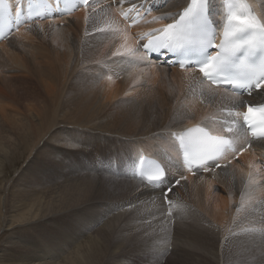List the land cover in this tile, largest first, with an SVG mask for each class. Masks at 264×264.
I'll return each mask as SVG.
<instances>
[{
    "label": "bare ground",
    "instance_id": "bare-ground-1",
    "mask_svg": "<svg viewBox=\"0 0 264 264\" xmlns=\"http://www.w3.org/2000/svg\"><path fill=\"white\" fill-rule=\"evenodd\" d=\"M94 1L95 0L91 1L88 7H90ZM187 1L188 0H169L166 6L167 12L160 15L157 19L155 18L150 26L147 25V28L145 27L147 30L145 29L143 33L175 21L177 19V13L186 7ZM248 1L264 22V6L260 4L263 0ZM134 2L138 1H121V5L113 9L111 14L108 9L107 12L104 10L96 12L91 15L88 20L78 21V24L75 23L76 25L74 24L75 26L67 31L60 29V35L62 34L65 36L64 38L66 40V35L62 32L68 34L67 36L69 37V33L74 31L71 35L76 38L77 35L80 36V34L84 32L85 25L83 24L88 21L87 30L91 31L93 24L95 23L97 25L98 23L99 26L97 29L99 32L101 31L100 34H97L98 38L91 40L88 44H95L94 46H96V44L98 45L102 40L99 38V35L101 37L102 34H110L109 39L104 38L107 40V42L105 41L106 44H109V42L112 39L114 40V37H118L117 35L121 32L122 34L118 38L122 42V51H119L123 52L125 55L127 52L139 50L136 42L138 33H136L133 38L128 33L129 28L127 24H124L123 21L119 19L120 11L127 6L133 5ZM211 3V10L218 9V0H211ZM147 4L150 3L148 2ZM86 8H78L75 13L81 10L83 12ZM153 9H155L154 5ZM153 14L154 12L150 16ZM83 17L82 15L80 19H83ZM71 18L72 17L69 16L61 19L63 22L69 24ZM151 18L154 19V16ZM58 20L60 19L54 18L52 21L34 23L25 27L30 26L31 29H34V31L38 33L39 31L47 33L55 27L56 24L53 22ZM36 24L41 26V30L37 28ZM143 24H146V21L143 22L142 25ZM25 27H22V30L19 29L18 32L19 35L21 34L22 37L24 36V38L28 39V31L26 32ZM12 34L16 35V33ZM11 35L0 42V63L2 64V68L8 67L9 64L10 66L14 65L21 67V69L23 68L20 77H18L21 78L23 82H17L16 84V86L19 85V88L32 87L33 89V87H41L44 89L45 98L43 101V109L40 112L36 110L43 115V122L41 121V125H44V128L40 126V129H42L41 131L39 129L38 133H40L41 136L43 135L45 139L47 137L49 141L57 140L56 131H52L58 126L59 119H61L60 116L63 113L67 114L63 110L68 108V115H74L70 121L75 127L79 128V126H81L84 130L94 131L99 136L95 140V143L90 145L92 149L91 154L106 152L109 147L106 145L107 143L112 144L113 146H111V148H113L114 152H117L116 155L113 156L114 166H112L108 158L104 160L105 165H100L98 158H96L97 164L95 166L89 165V173V170L82 166V164H84L82 157L84 155H89L90 152H84L76 156L75 160L78 163V169L73 166L62 167L58 165L59 162L53 157V152L49 151V149L52 150L50 147L51 145L45 144L46 148L45 150L43 149L44 152L41 158L43 166L40 167L39 165L38 167L42 179L40 180L42 183L41 188L34 184L35 182L32 183V181H29L27 184L29 187L28 191H36L34 189L40 188V190L37 191L39 193H44L40 198H32V200L28 202L29 204L23 203L19 205L24 211V213H20L19 220L21 223H24L38 218V223L41 224L45 222L48 228L44 236L31 231V234H27L25 237H17L16 239L18 241L7 243L6 247H8V249L6 252L2 251L5 255H8L3 257V254L2 258H0V264H4L6 261L12 262L13 264L15 261H17L15 264H125V262H127V257H130L129 260H131L132 258H136L135 255H144L146 253V255H148L147 258L150 259L153 256L152 258L157 261L160 255L164 256L165 254H170V251H173V255H177V258H179L177 263L179 262L180 264H264V173L258 165L260 164L259 158L264 161V140L250 141L244 128L240 126V118L234 116L232 113L224 114L225 110L242 111L247 102L252 104L264 103V91L260 93L255 92L249 99L235 96L224 89H217L209 86L194 70L187 69L180 71L175 68L176 82L179 86V90L177 89V91L180 96H173L172 99L167 96L163 103L160 101L161 103L158 104V108H156V106H150L145 110L143 109L146 113L142 114L141 121L136 123L130 121V123L125 118H115L112 112L110 114L106 112L99 119H96L97 112H95V119H93L94 117L91 114L93 118L87 119L84 114L88 113V111L84 109L86 113L83 115L78 113L77 100L79 98L78 96H72L73 90L71 91L67 86V83L70 81V75L68 74V77L67 75H61L58 71H55L49 66V68L44 69V71H40L41 69H35L34 66L27 65L22 60L26 57H18L11 50L12 46L10 45V47L6 44L7 41L10 40ZM31 35L30 38H32ZM34 35L35 34H33V36ZM72 43L69 45L67 43V45L65 44V57L67 54L74 55V60L78 64H82L85 61L84 57L91 51L89 48L80 50V47L74 46L76 40L75 43H73L74 45ZM28 44L30 46L31 42L29 43L28 41ZM25 45L22 46V49H24L23 47L29 48ZM75 48H79L76 53L73 52L76 51L74 50ZM22 49L19 48V50ZM112 50H115L114 52L117 54L118 50ZM138 52H140V50ZM55 54L57 55V53ZM56 55L55 57L53 55V58H56ZM76 55L78 56L77 60L75 58ZM139 56H141V61H139V63L142 65L147 64L150 67L151 63L155 61L152 60L147 62L146 54L140 53ZM134 58L132 57V59ZM68 59L67 56L66 60ZM136 60L137 59L133 61ZM53 61H55V59H53ZM57 64L58 63H56V65ZM159 66L161 65L153 64L152 67ZM162 70L164 72L166 71L165 68H162ZM142 72H144V70ZM141 74H130L129 77H124L122 80H127V82H123L122 85L125 84L128 86L131 81H139L140 83L143 80L139 77ZM1 77L0 87H4V85L11 87L10 84L5 82L7 80H3ZM114 78H116V75L110 77L105 83L108 84L106 85V88H108L107 90L113 92V96L109 100L118 102L121 96L122 98L127 96L126 93L128 92V88L125 87L122 89L118 81H113ZM14 79L16 78L14 77ZM84 79L85 80L82 78L78 79V77L74 79L72 81L73 89L77 85L78 88L81 89L84 82H92L91 79ZM93 81H95V79ZM1 90L6 91L5 88ZM66 90L68 93L65 97L68 95L67 98H70L71 101L64 102L63 97ZM1 94L2 93H0V96H4ZM174 101H177V104ZM181 102L183 104L188 102V111H193L195 115L191 116V118L186 116L182 118L183 120H180L178 113L183 110ZM206 103L208 107H205ZM211 103L212 105H209ZM149 105H152V103ZM154 111H156V114ZM64 114L63 116L68 118V115ZM38 115L39 114H37V117ZM32 118L35 119L34 116ZM29 119L25 118V121H23L22 126L24 130L19 131L21 134L24 132H26V135L27 133L30 135L33 134L34 125H32ZM237 121L239 123L236 130L232 133L224 132L225 127H230L232 123H237ZM196 125L208 128L213 134L231 137L236 146L237 153L242 151L241 158L238 157L240 160L235 161L236 155L226 154L223 161H221V168H217L214 164L206 167L207 170L204 168L193 174L186 172L179 162L180 154L176 143L172 140V135L174 133L182 134L185 130ZM36 127H38V125ZM75 131L77 130L75 129ZM15 132L18 133L16 129ZM126 137L127 139L130 138L127 144L123 141ZM100 138H104V143L106 144L98 143L101 140ZM18 139H20V137ZM63 143L68 145L65 141ZM248 144L250 147L245 149ZM77 146V144L72 145V147L68 148V151H78L79 149H77ZM32 150L33 149H30V151ZM87 150L88 148L84 151ZM102 154L103 153L99 154V158H101ZM143 154L154 157L165 164L168 176L161 187L146 186L141 180L135 179L132 169L136 161H138ZM118 159L120 161L119 163ZM4 160L5 158L1 156L0 166L4 164ZM229 162L230 166H228ZM118 164L120 166L119 170L116 167ZM34 168H37V166L29 168V174L33 177V181H37V171ZM119 176L127 179L131 178V183L118 179ZM175 182H178L177 185H174ZM215 184H222L223 189L221 191L224 196L216 193L214 188ZM169 189H171V193L167 195L166 192ZM34 194L32 196L37 197V195L34 196ZM164 195H167L166 199H170L172 203H179L177 207L169 205L173 207V209L175 208V211L172 209L174 213L169 217L172 219L176 217L177 219L183 218L188 220V223H184V227H181V225L177 226V224L172 223L173 221L169 222L170 218L167 216V218H165V216L160 213L162 211L161 209H163L161 204L164 203L162 202ZM53 196L55 197L52 198ZM47 198L50 199L47 200ZM45 200L47 201L44 202ZM234 204L242 206V214L239 216L238 221L232 223V215L235 212L233 208ZM30 205H32V207L29 208L31 210L28 209ZM19 206L17 204V207ZM124 207L127 208V211L130 210V212H128L129 214L125 213V215H123L124 213H119L114 216L116 211L118 212V210ZM188 207H191L192 211H189ZM20 208L16 209L15 207L16 210H14L19 211ZM163 210L166 211L167 209L165 208ZM123 211L125 212V209ZM140 220L149 222L145 225L142 223L143 225L140 226ZM256 230H258V232H256ZM128 231L131 233L128 234ZM234 232L236 234H234ZM171 235L174 238H171ZM31 236L43 237V242L45 244L44 252H40L36 247L30 244ZM173 241H175L176 245ZM126 245L128 248H126ZM169 246L173 247V249H170ZM126 251L130 252L128 253ZM15 253L19 255H15ZM195 254L198 255L196 258L194 257ZM11 255H14L17 260L12 258ZM9 256L10 260L7 258ZM147 262L149 261L147 260ZM130 264H134V262Z\"/></svg>",
    "mask_w": 264,
    "mask_h": 264
},
{
    "label": "rangeland",
    "instance_id": "rangeland-1",
    "mask_svg": "<svg viewBox=\"0 0 264 264\" xmlns=\"http://www.w3.org/2000/svg\"><path fill=\"white\" fill-rule=\"evenodd\" d=\"M121 1H127V0H95L90 5V7L84 9L85 11L82 12V10H81V11H78L77 13H75L76 15L74 14L73 16H70V17H72L70 20V23H69L71 25V27L69 24H67V22H63V20L61 18H58L60 20L53 22L56 25L49 32L46 33L43 31H39V30H41V26L39 24H36L37 28L39 29L38 30L39 33L37 31H34V29H31L30 26H28V27H25V30H26V32L28 31L27 32V38L29 40L24 38V36L22 37L21 34L19 35V32H18V33H16V35L12 34L10 40L7 41L6 44L8 46H10V45L12 46L11 50L18 57H20V58L26 57L25 59H22V60L27 65L29 64V66H32V67L34 66L35 69H39V70L41 69L40 71H44V69L51 67L55 71H58L61 75H67V77H68V74H69L70 75V79H69L70 81L67 83V86L71 91L73 90L72 96H78V98H79L77 100V105H78V110H79L78 113L83 115L84 113H86V111H88V113L84 114L85 118L90 119V118L94 117L93 119H95V116L97 115L96 119H99L106 112H109V114L112 112V115L115 118L116 117L123 118V119L125 118L128 122L133 121L132 123H136V122H139L142 120V114L146 113V112H144V110L147 107L149 108L150 106H156V108H158L159 107L158 104L161 103L160 101H162V103H163L166 100L165 98H167V96L170 99H172L173 96H175V97L180 96L179 92L177 91L179 86L176 82L175 67H167L165 65H161L159 67H152L153 64H158L154 61H153L154 63H151V65H150L151 68L147 64H145V65L140 64L139 61H141V56H139V54L140 53L142 54V51L139 47L140 44L138 42H137V48L140 50V52H138L139 50H135L132 52H127V54L125 53V55H124L123 52H120V51H122V48H121L122 42L118 38L122 34L121 32H119V35H117L118 37H114V40L112 39L109 42V44H106V42H107L106 39L110 38V34H107V35L102 34L101 37L99 35V38H101L102 40L100 41V43L98 45L96 44V46H94L95 44H92V45L88 44L91 40L98 38L97 34H100V32H101V31L99 32L97 29L99 26L98 23H97V25L95 23L93 24L91 31L87 30L88 21L86 23H84L83 24V25H85L84 32H82V34L79 33L80 36L77 35L76 38L73 37V35H71L72 32H74V31L69 33V37L67 36L68 34H66L65 32H62L63 34L66 35L67 41L64 38L65 36H63L62 34H61L62 36L60 35L61 30L64 29L63 31H67V30L71 29L72 27H74L76 24L79 23L78 21L88 20V18L96 12H99L102 10L107 12V9H108L109 13L111 14L113 9H115L121 5L120 4ZM136 1H138V2H134V4L140 2L139 0H136ZM148 2L152 3L155 6L154 14L146 20V24L135 27L133 29H131V28L128 29V31H129L128 33L132 37L135 36L136 33L142 34L144 32V30L147 28V25L150 26V24L155 20V18L157 19L160 15H163V13L167 12L166 6L168 5L167 3H169V0H159L158 2L151 0ZM160 4L163 7L156 8V6L157 5L159 6ZM260 4H261V6H264V0ZM213 11H214V13H217L216 9L215 10L213 9ZM82 15L84 17H83V19H80V18H82ZM153 16H154V19L151 18ZM119 19H120V17H119ZM59 21H61V22H59ZM44 22H46V21H44ZM56 29H57V31H56ZM41 33H43V34H41ZM33 34H35L34 35L35 37L33 36ZM36 34L37 35L39 34V35L37 36ZM30 35L32 36V38H30ZM42 35H45V36H42ZM45 37H47V38H45ZM104 38H106V39H104ZM117 38H118V41H117ZM21 39H23V40H21ZM73 39H74V41H73ZM75 40H76V44L74 45L73 43H75ZM21 41H23V42H21ZM28 41H29V43L31 42L30 46L28 44ZM32 41H33V43H32ZM19 42H20V45H19ZM24 43L25 44L27 43V44L25 45ZM66 43L68 45L70 43H72L74 46L80 47V50L83 48H89V50L91 52L84 57L85 61L82 64H78L74 60V55H70V54L68 55L67 54L65 57L66 45H67ZM21 44H24L25 46H28L29 48L23 47L24 49H22V46H24V45H21ZM13 45L14 46L17 45V46L14 47ZM60 46H61V48H60ZM62 46H63V48H62ZM18 47L21 48L22 50H19ZM78 49L79 48H75L74 50H76V51H73V52L74 53L78 52ZM112 49L118 50L117 54L114 52L115 50H112ZM16 51H18V52H16ZM20 51H22V52L24 51L23 52L24 54ZM64 51H65V53H64ZM119 52H120V55H119ZM55 53H57V55ZM128 53H129V55H128ZM53 55H54V57L56 55V58H53ZM67 56L70 60L69 59L66 60ZM77 57L78 56L76 55L75 56L76 60L78 59ZM132 57L133 58L135 57V58L132 59ZM53 59H55V61L56 60L57 61L55 62V61H53ZM135 59H137V60L133 61ZM27 60L29 61V63ZM150 61H152V59L151 60L147 59V62H150ZM133 62H134V64H133ZM56 63H58V64L56 65ZM158 65H160V64H158ZM54 67H56V68H54ZM162 68H165L166 71L164 72L162 70ZM22 69L19 66H14V65L10 66V64L8 65V67L2 68V64L0 63V77L2 76L1 78L3 80H7L5 82L10 84V86H11V87H7L3 84L4 87L3 86L0 87V93H2L4 95V96H0V102H1L0 103V154H1L0 157L3 156V158H5L4 164H2L0 166V258H2L3 254H4L3 257H6L8 255L7 253H6L7 255H5V253H4L8 249V247H6L7 243H9L11 241L12 242L18 241L16 239L17 237H20V236L25 237L27 234H31V231H34V232L38 233L39 235L44 236V233L46 232V230L48 228V226L45 224V222L39 224L38 218L37 219L35 218L32 221L24 222V223H21L19 220L20 215L22 213H24L23 209L20 208L21 206H19V205H22L23 203L27 204L29 201L32 200V198L33 199L38 198V197L40 198L44 193V192L39 193L37 190H40L41 185H42V183L40 181V180H42L41 179V173H40L38 167H39V165H40V167L43 166V161L41 158L43 156L42 153L44 152V150L46 148L45 144L51 145L50 147L52 148V150H50L49 148L48 149H49V151L53 152V157H55L56 161L59 162V164L57 163L59 166H62V167L63 166H73L76 169H78L79 167L77 166L78 163L75 160V158L77 155H80L81 153L90 152L89 155H84L82 157V161L84 162V164H82V166L89 170L90 169L89 165L95 166L97 164L96 158H98L100 165H105L104 160L106 158H108L110 160L109 162H111L112 166H114L113 156L116 155V152H117V151L114 152L113 148H111V146H113L112 144H109V143L106 144V143H104L105 139L100 138L101 140L98 143L108 145L109 147H108L107 151L106 152L105 151L100 152V153H103L101 158H99L100 153L99 154H95V153L91 154L92 149H91L90 145H93L95 143V140L99 136L94 131L84 130L83 128H81V126H79V128L75 127L70 121L72 119V116H74V115L73 114L68 115V113H69L67 111L68 108L63 110L64 112L67 113V114H64V113L63 114L68 115V118L66 116H63V114H62L60 116L61 119H59L58 126L55 127L54 130L52 131V132L56 131L55 133H57V138H56L57 140L49 141L47 137L45 139V137L43 135L41 136V134L38 133V131L40 129V126H42L41 124L43 122V115H41L42 113H39V112L42 111V109H43V101L45 98L44 89L41 87H38V88L33 87V89L35 88L33 90L32 87H29V88L21 87V88H19V85L16 86L17 82H23V80L21 78H18V77H20V75L22 73L21 72ZM143 70H144V72H142ZM136 73L137 74H139V73L143 74V75L142 74L139 75V77L143 79L140 83H139V81H137L138 83L136 81H131L128 86L125 84L122 85L123 82L124 83L127 82V80H122L124 77H129L130 74L131 75H137ZM113 75H116V78H114L113 81L114 82L118 81L119 85L121 86L122 89H124L125 87L128 88V92L126 93L127 96L124 95L126 97H123V98L121 96L119 98L118 102L109 100L113 96V92L107 90L108 88H106V85H108V84L105 83V81H108V79L110 77H113ZM14 77L17 80L14 79ZM77 77H78V79L82 78L83 80H85L84 78H86V80L91 79L92 82H89V83L84 82L81 89L78 88V85L73 89V82L72 81L74 79H77ZM146 77L148 78L149 81L147 80ZM94 79H95V81H93ZM71 86H72V88H71ZM4 88L9 94L6 91L1 90V89L4 90ZM161 91H162V93H161ZM67 93H68V91L66 90L64 97H63L64 102L71 101L70 98H67L68 95H67V97H65ZM166 94H168V95H166ZM212 94H214V93H212ZM155 95H157V96H155ZM5 96H6V98H5ZM2 97H4V98H2ZM127 97H129V98H127ZM247 99H249V98H247ZM148 102H149V104L152 103V105H149ZM174 102L176 103L177 101H174ZM181 104L183 106V110H181L178 113L179 114L178 117L180 120L182 118H185L186 116L188 118H191V116L195 115V113L193 111H188V105H187L188 102H186V104H183L181 102ZM209 105H212V103ZM205 107H208L207 103L205 104ZM80 109H81V111H80ZM82 109H83V111H82ZM84 109H86V111ZM36 110L39 112H37ZM95 112H97L96 115H95ZM154 113L156 114V111H154ZM181 113H182V115H181ZM37 114H39L38 117H37ZM90 114L93 115V117ZM33 116L35 117V119L32 118ZM25 118H28V119L30 118L29 119L30 122L32 123V125H34V128H33L34 130L32 131L33 134H31V135L28 133L26 135V132H24L22 134H21V132H19V131L24 130L23 129L24 127L22 126V124H23V121H25ZM41 118H42V120H41ZM20 123H21V125H20ZM37 125L39 128L36 127ZM42 128H44V125L42 126ZM15 129L22 136L20 134H18L17 132H15ZM41 129H40V131H41ZM75 129L77 131H75ZM52 132H51V134H52ZM18 136L20 137V139H18L19 138ZM133 136H137V135H133ZM128 139L126 137L123 140L124 143H126V144L129 143L130 138H128ZM64 141L67 142L68 145L64 144L63 143ZM59 142H61V143H59ZM74 144L78 145L77 149H79V150L78 151H71V150L68 151V148L72 147V145H74ZM248 147H249V145L248 146L246 145V149H248ZM86 148H88V150L84 151ZM30 149H33V150L30 151ZM109 149H110V151H109ZM94 152H97V151H94ZM241 155L239 154L238 156H236L235 161H239L240 160L239 158H241L240 157ZM259 160H260V164H258V165H259L260 169L262 170V172L264 173V161H262L260 158H259ZM119 162L120 161L118 159V163ZM233 164H235V163H233ZM29 166L30 167L37 166V168H34L37 171V175H36L38 177L37 181H33V177L29 174V171H30ZM228 166H230V162H229ZM116 167L119 170V167H120L119 164L116 165ZM217 168H221V166L217 167ZM89 173H90V170H89ZM118 179L128 181L129 183H131V180H132L131 178H129V179L122 178V176H119ZM29 181H32V183L35 182L34 184H36L38 187L40 186V188L34 189L36 191H33V190L28 191L29 187L27 184L29 183ZM177 183L178 182H175L174 185H177ZM214 188H215L216 193L224 196V194L221 191L223 189L222 184H217V185L215 184ZM34 192H35V194H34ZM37 192H38V194H37ZM170 193H171V191L167 190L166 194L169 195ZM33 194H34V196L37 195V197H33L32 196ZM167 195H164V197H163L164 199H162V202H164L163 204H165V205L161 204V207L163 209L166 208L167 212L163 209H161L162 211L160 212L163 216H165V218L169 217L171 214L174 213L175 208L173 209V207L179 206L178 205L179 203L177 204L175 202L176 203L175 204V203H172V201H170V199H166ZM54 197L55 196H53L52 198H54ZM160 197H162V196H160ZM49 199L50 198H47V200H49ZM47 200H45L44 202H46ZM17 201H18V203H17ZM12 202H13V204H12ZM16 203L18 204L19 207H17ZM169 205H171L173 207H170ZM100 206H98V207H100ZM15 207H16V209L20 208V210L15 211L16 210ZM31 207H32V205H30L28 207V209ZM233 208H234L235 212L232 215V223H235L236 221H238L239 216H241V214H242V211H241L242 206L239 204H234ZM124 209H125V212L123 211ZM168 209H171V210H168ZM29 210H31V209H29ZM188 210L192 211L191 207H188ZM128 212H130V210L127 211V208L124 207V208L118 210V212L116 211L115 212L116 214H114V216L119 214V213L120 214L124 213L123 215H125V213H128ZM191 215H192V213H191ZM12 217H13V219H12ZM174 218L175 219L170 218L171 220L169 219V222L173 221L172 223L177 224V226L181 225V227H184L185 226L184 223L189 222L188 220L183 219V218H182L183 220L177 219L176 217H174ZM182 221H184V222H182ZM34 222H37V223H34ZM147 222H149V221H147ZM147 222H145V221L143 222L140 220V223H141L140 226L143 225L142 223H144V225L147 224ZM237 227H238V225H237ZM128 232H129L128 234L131 233L130 231H128ZM256 232H258V230H256ZM234 234H236V233L234 232ZM171 238H174V237L171 235ZM173 243H175V241H173ZM30 244L32 246L36 247L40 252H44L45 244L43 242V237L31 236L30 237ZM175 245H176V243H175ZM126 248H128L127 245H126ZM169 248L173 249V247H171V246H169ZM126 252L129 253L130 251H126ZM15 255H19V254L15 253ZM11 256H12V258H15L14 255H11ZM147 256L148 255H146V253L144 255H142V254L141 255H135L136 258H132L131 260H129L130 257H127L126 258L127 262H125V264H130L131 262H134V264H137V263L138 264H180L179 262L177 263V261H179V258H177L176 254L173 255V251H170V254H165L164 256L160 255V258L158 257L159 259L157 261H156V259L152 258L153 256L150 259L147 258ZM196 256H198V255L195 254L194 257L196 258ZM7 258L9 259L10 256ZM15 259L17 260V258H15ZM147 260L149 262H147ZM7 262L8 261H6L4 264H13L12 262H8V263ZM16 262L17 261H15V263Z\"/></svg>",
    "mask_w": 264,
    "mask_h": 264
},
{
    "label": "snow or ice",
    "instance_id": "snow-or-ice-1",
    "mask_svg": "<svg viewBox=\"0 0 264 264\" xmlns=\"http://www.w3.org/2000/svg\"><path fill=\"white\" fill-rule=\"evenodd\" d=\"M85 6L88 5L89 0H83ZM205 0H200V3L197 4V0H192V5L187 7L180 17V21L177 24H169L167 27L162 29L161 31L164 33L163 38H158L160 42V47L162 49H176L187 45L192 42L189 38L188 34L184 32V25L186 23L191 24L196 22V18L198 14L204 9ZM237 21V26L232 28L230 31L228 29L225 30L224 36L225 40L219 45H213L212 41H207L212 47L225 48L226 45L230 47L227 49L232 54L241 51V49L251 50L255 44L254 35H247L249 30H255L259 27L258 22L254 17H249L247 19L242 18L240 16L234 15L231 17ZM261 43L264 44V35L261 37ZM146 50H155L151 44L143 45ZM227 62L226 58H221L219 54L212 55L208 61L202 64L199 67V71L203 73L206 78L214 79V72H220L222 66ZM231 83V81H227ZM249 89V95L252 94L251 90L255 89L257 93L264 91V78L258 80L256 83H249L247 85ZM252 107L248 108V115L245 117V120L249 123L250 126L255 127V121L251 119ZM264 112V109H261ZM264 123V121H262ZM255 135V133H254ZM208 141L211 146H213L214 150H218L219 146L226 143V141L220 138H212L208 137ZM219 167V165H217ZM207 170V168L205 169ZM163 178V172L159 174V176H149L148 179L150 181H160ZM171 191V189H169Z\"/></svg>",
    "mask_w": 264,
    "mask_h": 264
}]
</instances>
